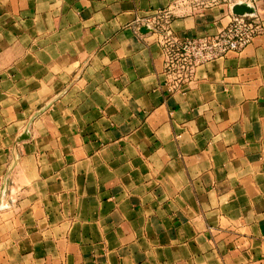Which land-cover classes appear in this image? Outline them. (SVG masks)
<instances>
[{
    "label": "crops",
    "instance_id": "0c3cea01",
    "mask_svg": "<svg viewBox=\"0 0 264 264\" xmlns=\"http://www.w3.org/2000/svg\"><path fill=\"white\" fill-rule=\"evenodd\" d=\"M247 4L262 34L172 88L145 18L196 38L231 6L0 0V264H264V0Z\"/></svg>",
    "mask_w": 264,
    "mask_h": 264
},
{
    "label": "built area",
    "instance_id": "2783aa9c",
    "mask_svg": "<svg viewBox=\"0 0 264 264\" xmlns=\"http://www.w3.org/2000/svg\"><path fill=\"white\" fill-rule=\"evenodd\" d=\"M248 1L233 0L229 6L248 5ZM217 2L219 1L201 0L206 8L218 4ZM170 19L169 12H157L145 18L144 28L157 36V44L163 56L164 74L172 88L187 81L198 67L222 60L231 53H240L263 32V20L254 11L241 16L230 13L229 23L215 34L187 39H180L172 32Z\"/></svg>",
    "mask_w": 264,
    "mask_h": 264
},
{
    "label": "water",
    "instance_id": "95a60500",
    "mask_svg": "<svg viewBox=\"0 0 264 264\" xmlns=\"http://www.w3.org/2000/svg\"><path fill=\"white\" fill-rule=\"evenodd\" d=\"M252 11H253V9L246 4H236V5L232 6V8H231V13L233 15H236V16H241L244 14H250V13H252ZM140 32L143 34H146V33H148V30L146 28H141ZM25 136H22L21 138H19L18 141L19 142L23 141L25 139Z\"/></svg>",
    "mask_w": 264,
    "mask_h": 264
},
{
    "label": "rangeland",
    "instance_id": "374dc122",
    "mask_svg": "<svg viewBox=\"0 0 264 264\" xmlns=\"http://www.w3.org/2000/svg\"><path fill=\"white\" fill-rule=\"evenodd\" d=\"M217 1H219V2H223V1H225L224 3H226V4H230V2H233V0H217ZM219 2H217V3H219ZM193 4H195L196 2H192ZM209 7V6H208ZM0 208H1V206H0ZM3 208V207H2ZM0 210H2V209H0Z\"/></svg>",
    "mask_w": 264,
    "mask_h": 264
}]
</instances>
